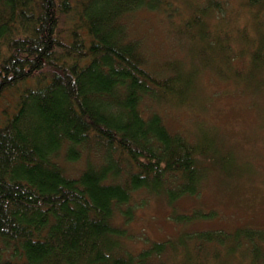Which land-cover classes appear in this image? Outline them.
<instances>
[{"label":"trees","instance_id":"trees-1","mask_svg":"<svg viewBox=\"0 0 264 264\" xmlns=\"http://www.w3.org/2000/svg\"><path fill=\"white\" fill-rule=\"evenodd\" d=\"M228 3L0 0V100L13 96L0 113V264H264V228L184 230L137 252L124 247L137 209L155 196L170 205L198 194L205 160L219 155L212 136L172 132L154 109L184 101L196 76L179 61L151 67L124 18L147 10L173 22L193 6L180 27L209 51L221 42L220 53L232 49L229 18H242L239 48L258 70L264 0H241L246 18Z\"/></svg>","mask_w":264,"mask_h":264},{"label":"rangeland","instance_id":"rangeland-1","mask_svg":"<svg viewBox=\"0 0 264 264\" xmlns=\"http://www.w3.org/2000/svg\"><path fill=\"white\" fill-rule=\"evenodd\" d=\"M193 1L196 0H191L192 5ZM240 1L229 0V13L243 14L246 18ZM190 7L194 8L184 6L180 11L184 12L183 16L173 22L164 13L138 10L127 15L124 23L130 37L140 41L151 67H166L167 63L179 61L183 71L195 73L193 91L184 101L159 106L154 103V109L160 112L172 132L182 133L192 140L200 135L198 130L212 136L219 155L205 160L211 169L202 180L198 194L180 198L170 205L155 196L135 211L129 225L135 239L124 241V247L132 252L152 241L173 239L184 230L264 228V64L256 70L249 64L248 55L240 51L243 43L237 32L244 27L242 18L227 17L230 19V51L220 53L221 42L209 51L198 37L191 38V32L180 27L191 13ZM207 18L213 28L215 16ZM233 19L235 22L231 21ZM246 30L256 37L255 31L247 27ZM199 51L213 61L212 67H204ZM214 68L218 74L210 70ZM12 98L6 93L0 100V113ZM82 167V160L69 164L72 175ZM193 211L212 212V215L196 218L188 224L172 219L173 215Z\"/></svg>","mask_w":264,"mask_h":264}]
</instances>
